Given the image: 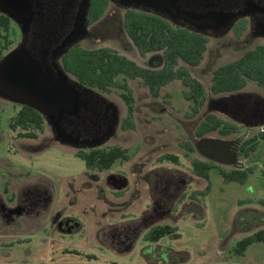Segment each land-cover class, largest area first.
<instances>
[{"label": "flooded vegetation", "instance_id": "obj_1", "mask_svg": "<svg viewBox=\"0 0 264 264\" xmlns=\"http://www.w3.org/2000/svg\"><path fill=\"white\" fill-rule=\"evenodd\" d=\"M22 2L27 11L23 14L26 15L16 12V16H11L6 11L4 0H0V112L4 105L13 109L8 123L12 134L9 135L7 152L11 155L16 154V143H19V149L31 155L33 151L55 141L71 147L75 155L81 158V151L118 145L111 144V141L120 139V132L132 131L135 127L134 115L143 113V110L146 112L147 107L152 111L147 114L157 112L158 115L161 112L172 116L171 111L163 107L164 102L171 100L164 97L163 89L177 81L181 84V96L185 99L186 88L181 80H171L155 90L144 77L134 73L135 69L129 68L128 72L115 76V86L106 89L82 81L84 69L80 57L84 50L107 48L145 70L159 71L164 67L163 50L143 55L129 35L126 20L134 15L143 20L149 16L158 17L174 28H185L205 35L208 38L206 54L211 39L219 45V51L226 43L235 52L243 53L264 45V0ZM194 14L204 15L205 18L196 19ZM13 52L12 60H8ZM221 54L217 51L208 62L210 80L213 70L221 65L215 66L214 62ZM195 68H190L194 77ZM4 79L13 81L17 90L36 99L54 98L58 116H54L52 110L42 112L13 100L4 91ZM132 84L145 87L148 92L136 98ZM259 88L263 94L240 90L208 96L197 116L192 101L185 99L186 117L179 118L175 125L180 128L181 125L186 126L190 131L188 141L195 142L196 148L207 160L223 164L236 157L243 161L245 159H242L239 149L244 138H239L248 126L261 120L255 112L264 107V90ZM216 100L222 103H215ZM215 105L217 109H213ZM24 106L37 110L43 118L42 129L37 136H21L22 131L29 129L12 123L13 117ZM124 108L128 112L122 115ZM216 111L243 125L245 131L229 138L218 137L228 140L224 143L207 140L213 135L195 137L199 121L207 113ZM259 127H250L249 133ZM48 129L52 135H46L35 144L26 142V139L34 141ZM3 132L4 129L0 128V143L5 137ZM124 148L128 149L129 156L116 160L114 165L118 162L117 165L100 169L89 168L85 163L87 171L82 176L80 186H69L58 191H54L48 183L36 181L30 172L24 175L18 173L17 165L0 157V264L34 263L18 262L17 257L20 245L32 243L35 239L45 247L43 252L39 251L42 257L48 258L49 262L44 264L183 262L184 257H177L179 251L170 244L172 239H166L174 238L176 232L159 239H149L148 235L151 229L170 224L160 222L174 213L178 201L182 205L181 210L188 211L187 215L195 209L196 201L192 195L198 188H191L194 185L193 177L181 178L180 159L175 162L162 156L157 163L163 166L162 170L167 174L153 167L152 176L149 177L148 173L141 171L149 165V159L142 156L135 161V150ZM164 162L169 167L161 164ZM189 167H192L191 161ZM148 188L150 194L143 196V191L147 192ZM139 198L142 209L133 212L131 208ZM29 254L31 251H28ZM132 255L135 257L129 262L123 260V257Z\"/></svg>", "mask_w": 264, "mask_h": 264}, {"label": "rangeland", "instance_id": "obj_2", "mask_svg": "<svg viewBox=\"0 0 264 264\" xmlns=\"http://www.w3.org/2000/svg\"><path fill=\"white\" fill-rule=\"evenodd\" d=\"M222 40L226 41V39ZM218 46L211 39L205 59L193 71L195 76L206 85L210 80L208 62L217 51L222 54L215 59L216 61L214 60L215 66L234 60L243 53V51L232 50L229 43L222 45L221 51L217 48ZM132 86L136 98L139 95L144 96L148 92L147 88L140 85L132 84ZM244 90L263 94L259 86L253 82H249ZM163 94L164 97L171 99L169 103L164 102L163 107L168 108L172 116L161 112L158 115L157 112L147 114L146 112L151 111L150 107H147L146 112L143 110V113L134 115L135 127L133 130L125 133L120 132V139L112 140L111 144L135 150V161H138L142 156L149 159V165L141 170L148 173L149 177L152 176L153 167V169L158 168L159 172L167 174L162 170L163 166H159L157 163L159 157L166 154L179 155L181 178L192 176L193 180H191L194 182L192 189H205L209 186L205 197L200 200L202 209L195 205L196 212L193 210L187 215L188 211L181 210L182 205L178 201L174 213L160 222L178 226L177 235L174 238L166 239H172L173 242L170 241V244L179 251L177 257H184L183 262L179 264H264V244L262 243H253L243 255H238L233 251L239 240L259 228H264V171L262 166L253 163L252 171L244 182H227L218 174L217 170L210 172L209 180L195 176L189 167L191 159L198 157L207 160V157L198 151L195 142L192 141L195 151L187 150L181 144L190 138V131L186 126L181 125L180 128L175 125L179 118L185 119L186 117L184 114L187 102L181 96V84L176 81L165 86ZM123 112L122 115H125L128 111L127 109L125 111L124 108ZM215 113L221 115L219 111ZM12 115L13 109L4 105L0 112V128L4 129L5 136L0 143L1 159L4 161L9 159L10 162L17 165L18 173L24 175L26 172H30L36 181L48 183L54 191L69 188V186L79 187L87 168L85 162L76 156L74 150L67 145L54 141L29 155V152L19 149V143H16V154L11 155L12 153L7 152L10 144L9 135L12 134L8 123ZM46 135H52L49 129L40 133L34 141L26 139V142L38 143ZM117 164L118 162L115 165ZM161 164L165 165L164 167H169L166 166V162ZM69 183L71 184L69 185ZM151 185L152 183H150ZM143 192V196L150 194L149 188L147 192ZM140 205L139 198L131 208L132 211L140 212L142 209ZM246 225L254 226L245 227ZM44 250L45 247L40 244L38 239L29 244H21L17 261L34 262L32 264L47 263L49 262L48 258L42 257L39 253ZM28 251H31V254L27 255ZM133 257L135 255L126 256L123 257V260L129 262ZM185 258L186 260H184Z\"/></svg>", "mask_w": 264, "mask_h": 264}, {"label": "trees", "instance_id": "obj_3", "mask_svg": "<svg viewBox=\"0 0 264 264\" xmlns=\"http://www.w3.org/2000/svg\"><path fill=\"white\" fill-rule=\"evenodd\" d=\"M126 21V29L143 55L154 50H163L164 67L159 71L145 70L127 57L107 48L84 50L80 59L84 69V75L81 78L85 84L105 89L115 86V76L128 72L129 68L135 69L134 73L144 77L145 81L155 90L171 80L178 79L186 88L184 90L185 99L192 101L196 116L200 115L208 96L215 97L244 90L249 82L257 84L264 90V45L251 48L238 58L216 67L209 84L206 85L190 73V68L199 66L206 55L208 38L205 35L185 28H174L158 17L149 16L143 20L134 15ZM12 123L21 125L23 129H29L26 132L22 131L21 136H37L39 130L42 129L43 118L37 110L24 106L23 110L13 117ZM244 128L232 119L209 112L199 121L194 136L199 138L213 135L229 138L243 133ZM253 131L242 140L239 149L242 159L249 161L256 160L260 151L261 156L264 157V131L260 127ZM181 144L185 149L195 151L192 141L187 140ZM79 155L89 168L98 167L100 169L110 168L116 160L129 156L128 149L119 145L81 151ZM162 158L179 162V155L166 154ZM191 166L192 173L199 178L209 180L210 172L217 170L227 182H244L252 171V165L245 168L228 167L198 157L191 159ZM208 188L209 186L205 189H196L192 195L196 206L200 209H202L200 200L205 197ZM250 226L254 225L245 227ZM177 228L178 226L170 224L159 225L151 229L148 236L149 239H159L176 232ZM253 243L264 244V228H259L239 240L233 251L238 255H243Z\"/></svg>", "mask_w": 264, "mask_h": 264}, {"label": "water", "instance_id": "obj_4", "mask_svg": "<svg viewBox=\"0 0 264 264\" xmlns=\"http://www.w3.org/2000/svg\"><path fill=\"white\" fill-rule=\"evenodd\" d=\"M25 1V0H24ZM157 4H163V3H158ZM4 6L6 8V11L11 15V16H16V12H19V15H23L25 16L26 14L23 13H27L26 11V7L23 6V2L22 0H4ZM21 13V14H20ZM196 19H204L205 16L204 15H197L194 14L193 15ZM15 54V52H13L12 54H10L8 56V60H12L13 55ZM31 79H29L28 81H30ZM3 85H4V91L13 99L22 103H26L30 106H33L39 110H41L42 112H49L50 110L53 111L54 116L57 115L58 116V107H57V103H55V99H51V100H42V99H36L33 96L26 94L25 92L21 91V90H17L16 88L18 87H14L13 85V81L10 80H3ZM215 103L221 104L222 101L221 100H216ZM226 106V105H224ZM211 110V108H209ZM213 109H217L216 105L215 107H213ZM212 109V110H213ZM260 115L261 120L253 125H250L247 127V130L245 131V133L243 135L240 136V140H242L243 138L247 137L249 134V128H255L258 126H264V107L262 108H258L255 112V115ZM207 140H210L211 142H217V143H224L227 142L228 140H225L223 138H218V137H208ZM214 158V157H212ZM211 158V159H212ZM260 164L261 166L264 167V157L261 156V151L258 154V157L256 158V160H239L238 158H234V159H230L227 162H224V164H227L229 166H233L235 168H243L245 167V165L249 164Z\"/></svg>", "mask_w": 264, "mask_h": 264}, {"label": "crops", "instance_id": "obj_5", "mask_svg": "<svg viewBox=\"0 0 264 264\" xmlns=\"http://www.w3.org/2000/svg\"><path fill=\"white\" fill-rule=\"evenodd\" d=\"M244 161V160H243ZM224 164V163H223ZM225 165H227V164H225ZM252 165V164H251ZM247 166H249V164H247V165H245V167H247ZM228 167H233V166H229L228 165ZM245 167H243V168H245ZM262 168L264 169V167L262 166Z\"/></svg>", "mask_w": 264, "mask_h": 264}, {"label": "built area", "instance_id": "obj_6", "mask_svg": "<svg viewBox=\"0 0 264 264\" xmlns=\"http://www.w3.org/2000/svg\"><path fill=\"white\" fill-rule=\"evenodd\" d=\"M260 128H261L262 131H264V126H261Z\"/></svg>", "mask_w": 264, "mask_h": 264}]
</instances>
